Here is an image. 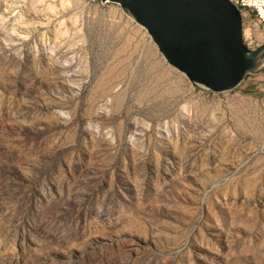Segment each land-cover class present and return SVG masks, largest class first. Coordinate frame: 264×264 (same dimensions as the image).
Masks as SVG:
<instances>
[{
	"label": "rangeland",
	"instance_id": "1",
	"mask_svg": "<svg viewBox=\"0 0 264 264\" xmlns=\"http://www.w3.org/2000/svg\"><path fill=\"white\" fill-rule=\"evenodd\" d=\"M0 264H264V53L215 92L119 3L0 0Z\"/></svg>",
	"mask_w": 264,
	"mask_h": 264
},
{
	"label": "water",
	"instance_id": "2",
	"mask_svg": "<svg viewBox=\"0 0 264 264\" xmlns=\"http://www.w3.org/2000/svg\"><path fill=\"white\" fill-rule=\"evenodd\" d=\"M121 4L146 28L170 65L193 84L220 92L254 72L264 44L251 49L235 0H102Z\"/></svg>",
	"mask_w": 264,
	"mask_h": 264
},
{
	"label": "built area",
	"instance_id": "3",
	"mask_svg": "<svg viewBox=\"0 0 264 264\" xmlns=\"http://www.w3.org/2000/svg\"><path fill=\"white\" fill-rule=\"evenodd\" d=\"M235 2L248 24L253 27L257 24L264 29V0H235ZM252 22L254 24H251Z\"/></svg>",
	"mask_w": 264,
	"mask_h": 264
},
{
	"label": "trees",
	"instance_id": "4",
	"mask_svg": "<svg viewBox=\"0 0 264 264\" xmlns=\"http://www.w3.org/2000/svg\"><path fill=\"white\" fill-rule=\"evenodd\" d=\"M245 19V22H246V18H244ZM252 21V20H251ZM247 23V22H246ZM251 24H254V22H252ZM255 28H258V25L257 24H255ZM247 42V41H246ZM248 44V43H247ZM249 46V45H248ZM250 47V46H249Z\"/></svg>",
	"mask_w": 264,
	"mask_h": 264
},
{
	"label": "crops",
	"instance_id": "5",
	"mask_svg": "<svg viewBox=\"0 0 264 264\" xmlns=\"http://www.w3.org/2000/svg\"><path fill=\"white\" fill-rule=\"evenodd\" d=\"M254 28H255V27H254ZM259 28H260V29H263V28H261L260 26H258V29H259ZM256 29H257V28H256ZM263 30H264V29H263Z\"/></svg>",
	"mask_w": 264,
	"mask_h": 264
}]
</instances>
